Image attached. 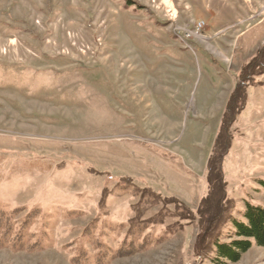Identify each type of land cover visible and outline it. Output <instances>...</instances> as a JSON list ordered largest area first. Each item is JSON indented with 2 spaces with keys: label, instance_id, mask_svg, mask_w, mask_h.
<instances>
[{
  "label": "rangeland",
  "instance_id": "1",
  "mask_svg": "<svg viewBox=\"0 0 264 264\" xmlns=\"http://www.w3.org/2000/svg\"><path fill=\"white\" fill-rule=\"evenodd\" d=\"M261 181L264 0H0V264H264Z\"/></svg>",
  "mask_w": 264,
  "mask_h": 264
},
{
  "label": "trees",
  "instance_id": "2",
  "mask_svg": "<svg viewBox=\"0 0 264 264\" xmlns=\"http://www.w3.org/2000/svg\"><path fill=\"white\" fill-rule=\"evenodd\" d=\"M236 97L237 94L235 93L230 98L228 105L236 101ZM228 108L230 109V107ZM230 119L229 112L226 111L223 114L222 120L227 122V120ZM215 169L217 173L215 176H218V180L220 181V171L218 167ZM260 183L264 188V181ZM243 219V221H232L235 228V238L229 243L220 242L218 240L220 233H218L213 226V228L205 230L206 232L201 235L198 249H203L205 246L211 244V250L214 251L217 260L226 259L237 261L240 255L250 248L253 243L264 247V207L247 202L243 213Z\"/></svg>",
  "mask_w": 264,
  "mask_h": 264
}]
</instances>
